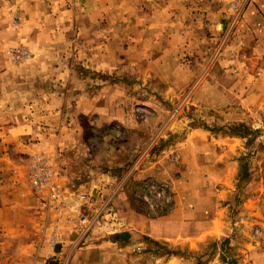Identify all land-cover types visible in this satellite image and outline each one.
<instances>
[{"label":"rangeland","instance_id":"rangeland-1","mask_svg":"<svg viewBox=\"0 0 264 264\" xmlns=\"http://www.w3.org/2000/svg\"><path fill=\"white\" fill-rule=\"evenodd\" d=\"M191 1L184 25L203 31L187 20L205 0ZM257 5L229 0L225 19L213 25L225 38L207 54L183 58L197 64L179 70L167 63L165 71L155 73L166 85L149 86L133 71L144 65V55L137 61L135 50H142L146 33L160 25L176 31L168 32L169 44L179 49V0H0V192L8 182L24 183L62 212L57 178L63 170L67 174V165L85 185L77 217L100 220L79 238L78 219L65 260L49 264H72L76 250L90 244L89 236L111 224L122 229L117 244L127 247L120 254L130 258L173 254L181 264H264V34L246 44L240 38L243 24L264 33V24L249 25L262 14ZM250 9L253 16L245 18ZM164 13L167 22L159 24ZM150 16L157 23L146 21ZM207 41L199 42L209 47ZM227 44L231 49L223 53ZM38 46L55 49L44 58L52 63L50 70L30 65ZM112 96L117 103H104L103 113L98 111ZM27 102L39 111L36 117L27 114L29 132L14 136L10 130ZM27 146L33 151H24ZM35 158L49 161L59 201H51L47 189L31 187ZM95 168L109 177L99 194L87 184ZM124 208L130 218L137 214L154 221L179 213L187 226H212V235L200 239L197 248L169 249L137 234L131 229L135 221L128 232ZM62 229L54 227L49 240L56 256L62 253ZM123 233L128 239L120 237ZM85 259L99 262L97 256Z\"/></svg>","mask_w":264,"mask_h":264},{"label":"crops","instance_id":"crops-1","mask_svg":"<svg viewBox=\"0 0 264 264\" xmlns=\"http://www.w3.org/2000/svg\"><path fill=\"white\" fill-rule=\"evenodd\" d=\"M205 6L198 10L194 9L196 12L193 14L191 19L187 22L194 21L197 23L195 27H202L203 31L200 29H192L191 26H186V16L185 14L189 12L188 0H179V39L178 40L179 49L173 44H169L168 32L171 30H166L163 26H159L160 30L151 31V33H146L145 38L139 43L142 46V50H135V56L137 61H140L139 56L144 55V65L137 66L133 71L138 73L143 77L144 83L149 86L153 85H166L167 81L161 78H156L155 73H160V71H165V67L168 66L167 63H171L172 67L176 69L179 65V70L185 64L195 63L196 60L187 61L183 60L186 56H192L199 54H207L212 51L218 41H222L225 35L214 31L213 25L220 24L223 19H225L224 14L228 10L227 4L229 0H205ZM258 4L257 7L262 12L260 17H253V21L249 24L255 23L256 29L264 24V0H256ZM98 5V4H96ZM187 7V8H186ZM193 8V6H192ZM162 13V8L160 9ZM191 10V9H190ZM192 15V13H191ZM245 18H249L250 15L253 16V10H247ZM248 15V16H247ZM152 16L147 18L146 21L150 23H157V20H153ZM167 16L166 13L162 15L159 24L166 23ZM244 23V21H243ZM243 32L241 33V40L246 44L248 40H254L260 35L264 34L259 30L250 29L247 25L243 24ZM263 30V29H261ZM137 32H135L136 34ZM172 34H176V31H171ZM140 34V33H137ZM174 38V37H173ZM137 38H135L136 41ZM208 40L209 47L201 46L200 41ZM136 43V42H135ZM213 43V45H212ZM241 43V42H240ZM242 44V43H241ZM171 45V46H170ZM230 45H226L223 48V53L230 51ZM55 52V49L51 46H38L37 50H33V58L31 60V66H34L42 72L45 69H51L52 63L46 62L44 60L45 55H51ZM174 56V58H172ZM225 60V58H224ZM137 65V64H136ZM137 79H139L137 77ZM157 79V80H156ZM46 81V80H41ZM37 82V80H36ZM28 82L21 81V85L27 84ZM50 83V80L47 81ZM24 90L25 88H21ZM21 96L24 97V92L21 91ZM33 104H39V97L33 96ZM96 101L102 102V97ZM115 98L108 97L101 104L98 111L103 113L102 107L104 103L111 105L117 103ZM115 101V102H114ZM36 105H29V103H22L21 115L16 116V125L11 128L10 133L14 136L21 135L25 136L29 132V126L27 125L30 121L28 113L33 112V117H36L38 110ZM107 108V106H105ZM118 108L115 111L117 112ZM86 112V109L84 110ZM114 115V114H113ZM9 117V116H8ZM9 119H14L9 117ZM27 150L33 151L34 148L30 146L26 147ZM67 170H63L62 174L57 178L60 191L62 194V200L64 207L61 209L62 212H56L55 209L51 207V202L48 200L46 194H35L32 193L26 184L17 183L12 184L6 183L4 185V191L0 192V216L1 225L3 226V231L5 232V242L4 246H0V264H49L52 260H65L62 259V254L69 248L70 242L75 238L73 234V228L77 225L79 217L76 213L82 210V202L79 200V195L84 194V182L81 178L68 173L69 166H64ZM98 169L95 168L94 176L89 178L87 184H90L91 190L96 189L97 194H99L107 183L108 178L106 175L97 173ZM112 182V181H111ZM110 182V183H111ZM116 210H120V206H115ZM84 209V208H83ZM127 212V218L123 219V222L127 223V231H130L128 226H131L130 222H137L136 226L131 228L136 231L137 234L148 237L151 240L163 243L168 246L169 249L187 247L188 249L197 248L200 244L199 240L211 236L212 226L207 229H199L196 224L187 226L184 216L179 218V213L173 216L169 220L154 221L148 220L145 216L137 215L129 217L131 211L124 208L123 212ZM4 215V216H3ZM70 218V219H69ZM187 220V219H186ZM190 221V220H187ZM61 226L63 240L61 239V249L58 256L54 254L53 248L49 245V240L54 227ZM114 224L110 225L109 229L103 228L101 230L94 231L89 236L90 244L85 248H79L76 250L72 258V264H181L182 260H179V256L173 254L158 255L156 257L150 258H130L127 257L124 251L127 247H121L117 244L119 241L116 235L122 229H113ZM117 226V225H116ZM195 227V229H194ZM100 234H97V233ZM103 237V238H101ZM87 240V241H88ZM96 240V241H95ZM99 241V243H97ZM93 244V245H92ZM123 251V254H120ZM128 251V250H127ZM92 258L97 256V261L89 262L85 258ZM56 258H53V257ZM140 261V262H139ZM65 262L63 261V264Z\"/></svg>","mask_w":264,"mask_h":264},{"label":"built area","instance_id":"built-area-1","mask_svg":"<svg viewBox=\"0 0 264 264\" xmlns=\"http://www.w3.org/2000/svg\"><path fill=\"white\" fill-rule=\"evenodd\" d=\"M236 9V6H235ZM30 185L35 190L47 189L51 201L57 202L60 200L59 189L57 183L53 180V172L49 168V161L44 158H35L30 165ZM80 222V237H84L94 226H100L98 217L90 220L82 217Z\"/></svg>","mask_w":264,"mask_h":264},{"label":"water","instance_id":"water-1","mask_svg":"<svg viewBox=\"0 0 264 264\" xmlns=\"http://www.w3.org/2000/svg\"><path fill=\"white\" fill-rule=\"evenodd\" d=\"M121 238H123V239H128V234H126V233H123V234H121V236H120Z\"/></svg>","mask_w":264,"mask_h":264}]
</instances>
